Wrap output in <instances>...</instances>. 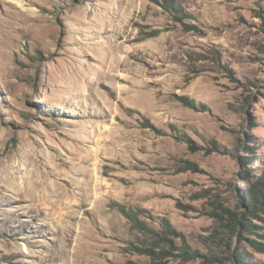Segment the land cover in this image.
Returning a JSON list of instances; mask_svg holds the SVG:
<instances>
[{"label": "rangeland", "instance_id": "obj_1", "mask_svg": "<svg viewBox=\"0 0 264 264\" xmlns=\"http://www.w3.org/2000/svg\"><path fill=\"white\" fill-rule=\"evenodd\" d=\"M172 2L0 0V264H264V0Z\"/></svg>", "mask_w": 264, "mask_h": 264}, {"label": "trees", "instance_id": "obj_2", "mask_svg": "<svg viewBox=\"0 0 264 264\" xmlns=\"http://www.w3.org/2000/svg\"><path fill=\"white\" fill-rule=\"evenodd\" d=\"M165 4L168 7H172V9H175V5L172 2V0H163ZM253 181L249 183V185L246 188L245 196L243 197V206L247 208V214H256L257 210L261 208V206L264 203V169H261L258 174L252 175ZM249 181V179H248ZM120 212L139 230L143 232L149 233L150 237L154 239V243H163L166 244L169 248H173L175 245L173 241L171 240V236H177L176 229L172 226L170 221L164 217V216H156L154 217L144 209H139L136 211H123L120 210ZM142 214L145 219L149 218L153 221H156L160 228L161 233L160 235H157V232H155L153 229L147 227L146 220L145 219H139V215ZM237 222H240L237 220ZM248 224V223H246ZM250 229L248 227L244 228V231H249ZM261 245H264L263 242H259ZM178 254L183 255H189V251H180Z\"/></svg>", "mask_w": 264, "mask_h": 264}, {"label": "bare ground", "instance_id": "obj_3", "mask_svg": "<svg viewBox=\"0 0 264 264\" xmlns=\"http://www.w3.org/2000/svg\"><path fill=\"white\" fill-rule=\"evenodd\" d=\"M35 181V180H34ZM42 182H44V181H42ZM46 182V181H45ZM34 183H37V182H34ZM47 184V183H46ZM40 186H41V183H40ZM47 186V185H46ZM42 187H44V186H42ZM47 188H49V186L47 187ZM51 188V187H50ZM44 190V189H43ZM42 190V191H43ZM53 190H55V189H53ZM51 191H52V189H51ZM51 193V192H50ZM47 194V193H46ZM56 194V193H55ZM57 194H59L60 196H61V194L60 193H57ZM51 195V194H50ZM53 195V194H52Z\"/></svg>", "mask_w": 264, "mask_h": 264}]
</instances>
